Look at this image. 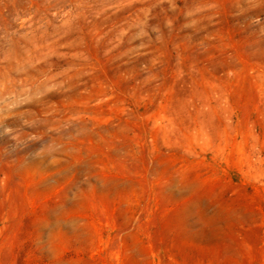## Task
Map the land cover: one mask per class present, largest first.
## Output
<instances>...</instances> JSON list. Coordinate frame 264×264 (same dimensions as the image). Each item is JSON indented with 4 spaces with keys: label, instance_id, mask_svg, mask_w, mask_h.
I'll return each mask as SVG.
<instances>
[{
    "label": "rangeland",
    "instance_id": "rangeland-1",
    "mask_svg": "<svg viewBox=\"0 0 264 264\" xmlns=\"http://www.w3.org/2000/svg\"><path fill=\"white\" fill-rule=\"evenodd\" d=\"M0 264H264V0H0Z\"/></svg>",
    "mask_w": 264,
    "mask_h": 264
}]
</instances>
